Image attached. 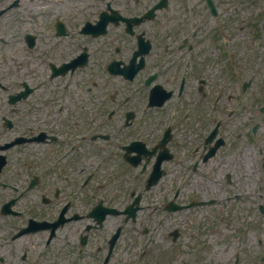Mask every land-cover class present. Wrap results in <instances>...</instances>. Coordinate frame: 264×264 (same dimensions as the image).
<instances>
[{
    "label": "flooded vegetation",
    "instance_id": "obj_1",
    "mask_svg": "<svg viewBox=\"0 0 264 264\" xmlns=\"http://www.w3.org/2000/svg\"><path fill=\"white\" fill-rule=\"evenodd\" d=\"M60 1L31 48L0 0V264H127L144 219L154 264H264V0Z\"/></svg>",
    "mask_w": 264,
    "mask_h": 264
},
{
    "label": "rangeland",
    "instance_id": "obj_2",
    "mask_svg": "<svg viewBox=\"0 0 264 264\" xmlns=\"http://www.w3.org/2000/svg\"><path fill=\"white\" fill-rule=\"evenodd\" d=\"M24 2H25L24 5L17 9L18 12H21L22 8L23 7L25 8V10H24L25 14L23 15L24 18L22 16H20L18 13H17L18 18H16L18 23L23 27H26V25H29V24H27V23L22 24L21 22H19L20 18L36 24L35 20H39L40 17H42L43 21L47 22L48 19H52L53 16H55V13L57 11V7H60L62 9H65L68 7L67 3L61 2L59 0H35L33 2H29V0H24ZM41 2H43V4H41ZM67 10H69V9H67ZM11 20L12 19H7V18H3L2 20H0L1 30L13 31V30H9V29H4V28H7V23H9ZM3 21H5V23H2ZM44 29L45 28H43V27H41L39 29V31L42 32V34H41L42 38H43ZM146 223L148 224V221H145V219H144V224H146ZM176 224L181 225V227H183L182 218L173 219L172 221L169 222V226L176 225ZM128 230L129 231L126 232V234H125V237L127 240V243H126L127 245L125 246V248L127 250L125 260H126L127 264L129 261H131L132 259L134 260L135 257L138 256L137 254L140 251L139 249L144 247L145 242H146V240L143 239L141 244H139V246H136L135 244L131 245L132 239L133 240L135 239L136 233L134 232L135 230H131V227H128ZM138 234L140 235V232ZM163 243L167 247L166 243L165 242H163ZM146 263H147V257L144 259V264H146ZM169 264H173V263H169Z\"/></svg>",
    "mask_w": 264,
    "mask_h": 264
}]
</instances>
